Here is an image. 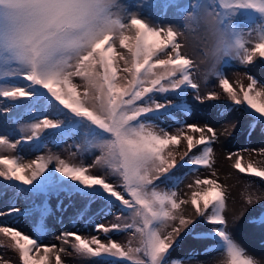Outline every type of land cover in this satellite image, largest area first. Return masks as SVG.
Listing matches in <instances>:
<instances>
[{"label": "snow or ice", "instance_id": "1", "mask_svg": "<svg viewBox=\"0 0 264 264\" xmlns=\"http://www.w3.org/2000/svg\"><path fill=\"white\" fill-rule=\"evenodd\" d=\"M181 12L183 31L153 25L120 0H0V98L27 100L29 111L39 109L34 122L20 127L19 138L0 135V178L26 186L22 190L31 194L67 191L88 204L116 208L121 214L117 220L123 217L124 222L95 223L94 231L131 234L121 245L65 231L55 237L57 246L41 242L42 223L34 225L35 235L0 224L19 264H63L61 256L71 255L69 248L104 264H183L170 260L172 251L200 220L217 239V264H257L228 230L226 195L212 178L214 170L187 185L193 189L188 199L178 198L181 178L175 170L212 169L216 130L181 123L173 133L158 121L188 110L182 96L189 89L201 104L219 99L215 90L201 94L194 79L198 66L184 51L186 33L211 23L216 42L202 77L206 86L214 78L232 105H243L264 123V86L248 75L246 86L237 80L234 87L224 70L225 63L264 61V0H192ZM241 12L255 15L240 26L234 18ZM117 41L124 51L117 50ZM200 55L208 53L202 48ZM169 95L181 98L180 103ZM48 110L57 118H50ZM48 129H55L61 141L78 137L72 157L90 155L92 163H73L51 152L25 162L14 154L25 144L39 151ZM181 142L185 150L178 151ZM243 152L257 150L229 152L227 159L235 157L232 168L264 180V161H246ZM259 154L264 155V148ZM93 168L98 171L92 173ZM184 205H190L197 219L184 215ZM20 212L10 207L0 210V217ZM252 226L264 231V216L253 219Z\"/></svg>", "mask_w": 264, "mask_h": 264}, {"label": "rangeland", "instance_id": "2", "mask_svg": "<svg viewBox=\"0 0 264 264\" xmlns=\"http://www.w3.org/2000/svg\"><path fill=\"white\" fill-rule=\"evenodd\" d=\"M120 2L126 5L130 12H138L142 18L153 25H172L183 31L185 13L181 12V9L188 7L192 0H120ZM254 15L251 12H241L234 19L237 24L244 26V22ZM186 35L187 46L184 51L195 61L204 45L202 43L203 35L201 32L190 35L186 33ZM182 42L185 41L182 40ZM116 47L118 51H124L119 47L118 41ZM224 70L234 87L237 80L246 86L248 75L256 78L259 82L258 86H264V61L259 58L247 66L238 62L225 63ZM204 72L202 67L201 71L194 75V79L201 86V94L208 90H215L220 93L219 99L201 104L194 100L192 90L189 89L187 94L182 96L188 110L162 116L158 121L159 125L174 133L181 123H195L201 126L208 124L216 130L217 134L220 133L223 136L222 140L224 141L231 138L229 133H239L231 144L235 146L232 152H237L242 148L264 146V123L254 119V115L246 111L243 105H232L214 78L210 77L206 86V82L202 78ZM76 82H79L78 78ZM168 98L174 103L181 101V98L174 95H169ZM29 103L27 100L10 101L0 98V110L9 109L7 113L0 111V135H7L9 139L15 140L21 135L19 129L22 125L34 122V118H38L37 111L39 109L29 111ZM237 113L240 115L235 116ZM47 115L53 119L57 118L52 110H48ZM232 117H238L240 119L238 121L243 122V125L234 123L232 125L237 126L232 130L231 124L228 122ZM42 135L45 137V146L39 151L33 149L31 145L25 144L18 146V151L14 154L21 156L25 162L51 152L73 163H92L94 157L90 155L78 154L75 158L72 157V153L76 152L78 137L61 141L56 135L55 129L45 130ZM221 142L218 139L213 145V164H222L229 168L228 172L220 174V183L223 186L226 200L233 203L230 214L224 212L228 221V230L257 264H264V231L252 226L253 219L264 216V180L236 172L232 168L235 157L231 160L225 157L229 152L225 151ZM183 150H185V144L181 142L178 151ZM194 153L199 154L196 150ZM177 160L179 162V157ZM203 169L196 172L190 171L189 167L175 170V175L181 178L176 189L178 198L188 199L190 197L193 189H189L187 185L192 184L196 173ZM90 171L95 173L98 169L93 168ZM15 184L16 182H8L0 178V210L10 207L21 210L19 215L0 217V224L15 226L25 233L35 235L34 225L42 223L45 225V229L39 234L41 242L56 243L57 246H59V241L55 237L65 231H76L89 238L92 235H98L105 243L108 238H111L121 245H125L130 238L131 234L126 232H113L105 236L102 232L94 231L95 223H103L107 226L112 223L124 222L123 217L119 221L117 220L121 214L116 208L108 209L99 202L88 204L79 195L67 191L31 194L22 190L26 186L15 187ZM249 198L251 199L250 203L248 202ZM182 207L186 216L187 205ZM192 218L197 219L195 214ZM68 252L71 255L62 254L61 256L63 264H104L100 258L78 256L72 252L71 248L68 249ZM220 259L221 253L217 246V239L210 233V227L202 220L192 226L188 234L183 236L170 257V260L182 261L183 264H217ZM0 264H19L18 253L10 247V241L2 234H0Z\"/></svg>", "mask_w": 264, "mask_h": 264}, {"label": "bare ground", "instance_id": "3", "mask_svg": "<svg viewBox=\"0 0 264 264\" xmlns=\"http://www.w3.org/2000/svg\"><path fill=\"white\" fill-rule=\"evenodd\" d=\"M239 115H240V113L235 114V116H239ZM238 120H240L238 117H232L231 119L228 120V122L231 124L232 130L234 129L232 127L233 126L232 124H234V123L239 124L240 123V121H238ZM239 125L240 126L243 125V122H241ZM238 134L232 132L231 133V138L228 139L227 141L222 140L223 139L222 138L223 136L220 133L217 134L218 139H220L222 141L221 144H223V147H224L225 151L228 150V152H230V151L232 152L235 149L234 148L235 146H232L231 144L233 143V141L235 140V138L237 137ZM262 148H264V146H261V147L255 146L253 148H248V149H256L257 152L255 154H250L249 152H243L241 154L245 157V160L246 161L249 160V159L254 160V161H257V162L264 161V155H260L259 154V150L262 149ZM225 157H227V156H225ZM228 169L229 168L224 167V165H222V164H213V168L212 169H206V168H204L203 170H201V172L199 171L198 173H196L195 178L197 176H199L200 178H203L206 175H210L211 171L214 170L216 172V176L213 177V179H217L218 182L220 183V181H221L220 180V177H221L220 174L223 173V172H228ZM226 205L227 206H226L224 212L230 214V211L233 208V203L230 200H226ZM187 208L188 209L186 211V216L192 217L194 215V212L192 211L190 205H187Z\"/></svg>", "mask_w": 264, "mask_h": 264}, {"label": "clouds", "instance_id": "4", "mask_svg": "<svg viewBox=\"0 0 264 264\" xmlns=\"http://www.w3.org/2000/svg\"><path fill=\"white\" fill-rule=\"evenodd\" d=\"M200 32L203 35V39L206 41L203 45V48L208 53V55H199L196 57L195 63L198 66V72L201 71L202 67L205 71L209 69L212 63L211 50L216 42V35L211 23H208L207 25L202 24L200 27Z\"/></svg>", "mask_w": 264, "mask_h": 264}]
</instances>
